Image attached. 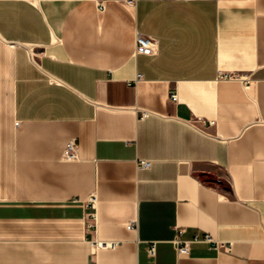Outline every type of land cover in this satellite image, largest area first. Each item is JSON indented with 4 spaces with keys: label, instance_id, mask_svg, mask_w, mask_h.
<instances>
[{
    "label": "crops",
    "instance_id": "obj_1",
    "mask_svg": "<svg viewBox=\"0 0 264 264\" xmlns=\"http://www.w3.org/2000/svg\"><path fill=\"white\" fill-rule=\"evenodd\" d=\"M0 264H264V0H0Z\"/></svg>",
    "mask_w": 264,
    "mask_h": 264
},
{
    "label": "built area",
    "instance_id": "obj_2",
    "mask_svg": "<svg viewBox=\"0 0 264 264\" xmlns=\"http://www.w3.org/2000/svg\"><path fill=\"white\" fill-rule=\"evenodd\" d=\"M130 3H134L135 0H128ZM104 6L102 3L100 4ZM157 39L154 38L151 35L144 34L141 32H138L136 35V46H135V51L137 53H142V54H147V55H152L157 52ZM234 75L230 72H219V78L221 79H227V78H232ZM171 99L177 100L178 96L176 93L171 94ZM148 111H143L141 116H146L148 115ZM18 121H16V124ZM210 123H214V120H210ZM62 157L65 160H75L78 157V142L76 138H71L68 140L63 148L62 151ZM151 165V160L148 159H141L138 162V167H149ZM94 199V197L92 198ZM91 218L95 220V214L91 213ZM92 225V223H90ZM135 220H132L128 222L127 226L128 228H133L135 227ZM183 228H179L177 235L174 238V243L176 246V251L178 256H184L189 254L190 252V243L192 241H205V242H213L216 244H220L219 241H217L212 234L209 232H204V233H196L193 238L186 239L181 237V233L183 232ZM115 242L113 240H101L97 241L98 246H113ZM151 254H154L155 252V247L154 245L151 246L149 249Z\"/></svg>",
    "mask_w": 264,
    "mask_h": 264
}]
</instances>
